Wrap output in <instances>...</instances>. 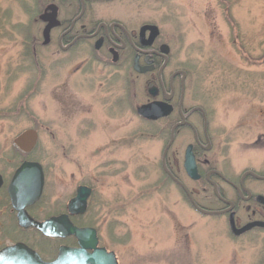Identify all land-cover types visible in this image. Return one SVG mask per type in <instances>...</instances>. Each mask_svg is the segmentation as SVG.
<instances>
[{
	"label": "rangeland",
	"instance_id": "rangeland-1",
	"mask_svg": "<svg viewBox=\"0 0 264 264\" xmlns=\"http://www.w3.org/2000/svg\"><path fill=\"white\" fill-rule=\"evenodd\" d=\"M42 2L0 0V155L25 129L38 132L29 156L46 172L39 207L51 214L78 185L93 187L86 213L75 222L95 228L119 264H264V233L236 238L227 220L197 215L181 189L162 179L159 162L168 132L163 122L148 124L136 115L135 104L146 98L141 80L130 85L127 114L105 112L94 79L72 71L89 58L79 50L65 54L36 89L26 88L27 81L35 84L25 52ZM125 5L127 19L158 26V40L170 47L166 75L187 72L186 107L209 113L212 146L206 156L212 165L231 177L246 167L264 172V0ZM81 78L91 88L80 89ZM188 143L191 134L182 131L174 148L178 178L189 189L182 165ZM228 190L224 186L227 195Z\"/></svg>",
	"mask_w": 264,
	"mask_h": 264
},
{
	"label": "flooded vegetation",
	"instance_id": "flooded-vegetation-1",
	"mask_svg": "<svg viewBox=\"0 0 264 264\" xmlns=\"http://www.w3.org/2000/svg\"><path fill=\"white\" fill-rule=\"evenodd\" d=\"M49 5H55L58 24L49 30L48 40L45 44L43 42L45 40L43 28L47 22L42 21L39 16L44 13ZM125 9V0H43L42 6L35 14V22L39 26L36 33L30 34L25 52L28 59L25 63L33 66L32 69L28 68V70L31 74L35 73V77L31 76L35 78V84L30 86L31 80L27 81L26 88L31 91L36 89L39 78L43 79L47 72L59 67L62 64L60 59L65 54H72L79 50L88 53L89 58L78 61L72 71L81 77L94 79L96 82L94 88L100 93L98 97L102 102V104L100 103L103 107L102 110L105 112L112 115L114 113L127 114L130 106V85L136 86L135 81L141 80L140 86L145 90L146 98L135 104L136 115L144 122L153 125L163 122L168 132V140L161 152L159 162L162 179L177 185L181 189L197 215L205 218L221 217L227 220L230 233L229 216L231 213H233L237 228H242L256 221L264 223V203L258 198L259 196L264 197V188L259 187L264 186V172L246 167L231 177L212 165L211 160L206 156L212 146L210 131L208 130L209 113L198 105L186 107L184 92L188 77L187 72L182 69H175L166 75L170 47L168 46L169 52L165 57L160 52L161 45L166 44L158 40L160 30L152 44L145 45L150 31L146 30L141 33V29L145 25L155 24L129 20L125 16ZM50 12L51 10H48V13ZM49 56L54 59L45 65L44 61H49L47 60ZM135 62L141 70L146 67L151 68L143 72L137 71L134 68ZM78 86L80 89H88L91 88V83L81 78ZM149 89H153L155 93L150 94ZM29 90L23 94L26 95L30 92ZM154 101L166 102L171 107L170 113L156 120H148L137 114L138 106ZM91 110L93 109L91 108ZM94 111L96 112L97 108H94ZM196 121L201 124L200 129L193 123ZM180 123L182 124L178 125ZM173 128V140L165 150ZM182 131L191 134L192 143H188L186 147L192 145L199 174L197 179H192L186 174L192 183L189 189L181 182L177 174L178 151L174 148V144ZM13 140L10 143L11 147H6V154L0 155V264L10 263L8 253L3 251L16 245H20L21 248H29L35 252L37 255L36 264H47L57 258L60 247H78V243L74 237H72L73 242H68L67 237L46 236L33 225L28 227L19 225L18 210L13 204L9 190L16 170L23 162H37L41 165L44 176L41 196L44 190L46 172L39 161L29 156L37 145L38 132L35 146L25 154L13 147ZM17 157H20L19 162ZM224 186L228 187L229 195L225 193ZM89 188L91 189L90 198L94 194V189L93 187ZM40 198L24 208L32 220L44 222L51 217L67 213V203L57 204L55 209L52 208L53 213H48L46 209L39 207ZM230 206L231 209H229ZM83 214L69 215V219L77 227H88L79 226L75 222L77 217ZM253 230L264 233V226H253L236 236L231 234L236 238H241ZM96 233L97 247L105 248L107 252H110L106 247L101 246L97 230ZM262 241H264V236ZM88 253H92V250H88ZM24 264L29 263L27 261Z\"/></svg>",
	"mask_w": 264,
	"mask_h": 264
},
{
	"label": "water",
	"instance_id": "water-1",
	"mask_svg": "<svg viewBox=\"0 0 264 264\" xmlns=\"http://www.w3.org/2000/svg\"><path fill=\"white\" fill-rule=\"evenodd\" d=\"M48 10H51V12L48 13ZM39 18L42 21L47 22L43 28V36L45 38L43 42L46 44L49 30L58 24V21L56 20L55 5H49ZM146 30L150 31L147 41L145 42V45L149 46L159 34V29L156 25L148 24L142 27L141 33H144ZM160 52L166 57L169 52L168 45L162 44ZM134 68L137 71L143 72L151 67H146L141 70L135 62ZM181 73L184 74V72ZM148 92L150 94L155 93L153 89H149ZM170 111L171 107L166 102L154 101L137 107V114L148 120H156L167 116ZM181 124L182 123L178 125ZM173 132L174 128L171 131V138L165 150L173 140ZM36 141V130L28 129L21 132L16 138H14L12 144L17 151L25 154L31 151V149L35 146ZM183 168L190 178H199L194 154L192 152V145H188L185 149ZM43 183L44 176L41 165L37 162H23L13 176L9 190L13 199V204L18 210V221L20 226L28 227L33 225L46 236H73L77 240L78 247H60L57 258L53 262L47 264H118L113 251L107 252L105 248L97 247L98 239L95 228L77 227L69 219V215L83 214L86 211L87 201L91 193V189L88 186L79 185L76 188L74 197L69 199L67 202L66 214L51 217L44 222H36L26 214L24 210L25 206L34 203L40 198ZM258 198L264 203L263 196H259ZM229 209H231V206ZM253 226H264V223L256 221L251 222L242 228H237L234 223L233 213L229 216V227L233 235H239ZM88 250H92V253H88ZM3 252L8 253L9 264H14L15 262L17 264H24L27 261L29 264H36L37 255L29 248H21L20 245H16L12 248L4 250Z\"/></svg>",
	"mask_w": 264,
	"mask_h": 264
},
{
	"label": "trees",
	"instance_id": "trees-1",
	"mask_svg": "<svg viewBox=\"0 0 264 264\" xmlns=\"http://www.w3.org/2000/svg\"><path fill=\"white\" fill-rule=\"evenodd\" d=\"M148 124H150V123H148ZM67 241H68V242H70V241L73 242V239H68Z\"/></svg>",
	"mask_w": 264,
	"mask_h": 264
}]
</instances>
